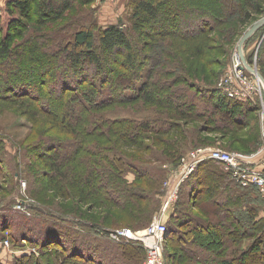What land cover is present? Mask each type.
<instances>
[{"label":"rangeland","instance_id":"obj_1","mask_svg":"<svg viewBox=\"0 0 264 264\" xmlns=\"http://www.w3.org/2000/svg\"><path fill=\"white\" fill-rule=\"evenodd\" d=\"M8 1L0 0V11L1 14L3 13V19H0V37L2 34L14 36L20 30V34H16L13 40L15 48L17 45L23 47L32 44V39L42 41L43 36L60 29L58 34L54 35V39L70 41L79 28H87L93 22L96 23L94 27L97 29L98 26L100 30L113 24L124 23L131 26L134 20L132 5L136 0H74V7L70 8L63 18L53 22L48 21L43 25L41 21H38L36 7H34L35 10L30 19L22 18L25 24L22 30H16L10 25L12 20L16 19H11L5 12ZM153 1L158 3L160 0ZM222 2L225 0H170V3L161 7L160 17L153 20L151 26L143 28V32L150 34L138 35L134 38V40L144 41L141 43L144 54L150 53L155 58L159 56V59L167 60L169 62L167 65L173 69L172 72L179 70L175 76H171L172 78L183 75L182 78L185 80V77H188L186 78L188 81L185 80L186 83H178L175 87H186L183 94L177 95L184 96L182 103L189 106L188 115L181 116L178 114L181 111H177L176 117L174 116L176 110L168 103L159 105L143 99L136 102L114 103L101 110V113L106 114L105 117L111 121L137 119L136 121L141 123L152 119L150 123L154 124L156 132L143 131L142 138L135 142L129 141L132 134L129 136L106 134L104 137L81 135L80 138L83 140L80 142L73 137L84 125L72 127L74 133L70 132L69 125L63 123L58 117L59 110L62 109L63 114L66 109L61 105L60 108L54 106L47 100V98L60 99V95L65 93L70 96L68 92L74 90L73 82L80 80L63 60L62 55L60 57L63 59H59L58 69L53 71L47 66L37 64L17 65L9 62L5 66H0V74H2L0 75L2 79L0 82V149H2L0 161L3 160L4 166V169L0 170V223L10 222V228L0 229V253L7 255L6 257L13 256L4 261L6 264H15V259L21 258L20 252H27L28 256L40 257L38 248L31 245L34 241L22 240L23 244L21 242L16 244L15 238L20 235L18 233H25L32 238L31 240L35 237L39 238L40 243L46 240L45 244L49 246L51 242L48 243V240L51 236L48 237V233H45L46 228L54 232L53 234L61 236L66 246L72 243L77 244L78 250L94 251L100 255L104 264H133L135 261L124 252L125 245L129 242L121 238L113 239L108 236L110 231L128 229L142 233L156 216H160L168 225L172 216H175L180 202H182L179 206L181 215L179 214L178 217L186 218L185 222H182L185 226L182 227L183 230H180L181 236L177 235L170 241L173 243V246L169 244L171 248L167 239L165 245L169 259L168 254L165 255V253V264H218L219 257H222L227 249H229V256L237 258L234 249L238 251L248 249L253 245L254 240L259 239L256 237L257 234L260 231L264 232V198L260 193L250 192L249 199L253 197L251 202L253 208L250 213L245 211L247 213L245 218L251 220L254 217L257 227H254L253 222H247L240 231L234 232L236 235L233 238L237 240L229 241L226 231L223 230V223L217 218L218 211L226 215L225 211L228 208L226 206L220 208L215 204V200L211 199L213 196L210 193V186L220 182H231L227 173L231 174V172L225 166L222 170L221 165L210 159L198 165L201 167H199L201 173L196 176L198 177L196 180H199L197 188L200 192L195 196L192 195L195 201H189L186 189L182 188L187 183H191L189 180L194 175L193 173L184 180V158L196 149L220 148L229 152H243L242 154L250 156L261 148L264 150V23L242 48L246 63L262 76L263 79H261L245 67L239 54V42L251 26L249 24L240 27L241 22L237 19L235 3H238V6L242 1L231 0V5L227 8L230 15L226 21H222L218 16ZM174 7L181 14L192 16L194 23L205 21L214 26L212 29L209 28V38L204 35L207 39L204 40L207 41L206 44L195 42L196 39L194 42H189L176 36V34L193 30L194 23L177 16L173 17ZM210 13L214 14L216 19L220 18L221 22L215 25ZM221 13L225 14L222 11ZM168 18H173L175 24H171ZM261 19H264V14L259 16L257 21ZM81 23H83L82 26ZM2 25H4L3 29ZM172 25H176L173 27L176 30L167 32L170 34L168 42L162 46L158 38L159 33L162 32L160 30L167 31ZM237 29L238 32H236ZM203 30L204 28L201 27V31ZM182 41L186 42L185 46ZM46 47L39 53L48 54ZM164 48L168 49L163 51ZM196 48L201 50L202 56L197 53L193 55ZM114 57L119 55L116 54ZM119 59H122L121 55ZM239 65L244 67L241 77L237 74ZM123 67L113 62L108 70L123 69ZM81 71L87 75V85L90 87L101 86L108 76L109 79L115 76L108 74L102 76L100 80L99 76L94 75L88 67L84 66ZM45 77L50 79L42 86L45 82L39 81ZM66 77L70 83L60 84L61 79ZM8 78L12 82H7ZM123 82L127 83L125 80ZM207 88L212 92H207ZM42 89L45 91H41ZM157 90L158 87H154L152 92ZM172 90L168 89L169 93ZM229 91L238 92V94H234L236 97L232 98L228 96ZM19 97L34 102L35 107L42 112H35L34 110L37 109L31 108L22 100L5 99ZM87 100L92 103L91 100ZM240 103L245 106L231 105ZM68 105H75L78 109V106L72 102ZM234 107L237 110H229ZM166 122L171 126H168ZM227 125L231 128L226 127ZM121 127L124 129L129 126L125 123ZM101 129L107 130L104 126ZM67 140L77 144L73 157L75 163L72 167L81 174L84 167L83 159L99 160L91 157L101 158L103 154H110L111 162L104 157L103 159L108 161L101 162L105 169H109V180L101 177L103 184L107 183L104 187L109 197L104 194L100 201L99 197L98 200L87 198L81 195L79 190L71 189L70 185H68L71 191V195L69 191V198L63 199L64 196L54 192L52 185L54 171L50 156L56 152L52 147L60 144L59 141ZM82 145L89 147L90 150L82 151ZM117 154L119 157H116ZM119 166L124 172H120ZM219 170L223 172L222 176L217 178L215 172L220 173ZM211 175L214 176L210 177ZM181 181L182 184L178 187ZM120 193L124 195L123 200L118 196ZM212 193L214 195L215 189H212ZM217 195L224 197L221 202L224 203L227 200L225 192L218 190ZM257 196L261 198V201ZM22 200L27 201L28 205L19 206ZM168 205H170L169 208ZM78 220L99 225L107 236L102 239L97 231L98 226L86 228L78 225ZM188 220H192L191 224L186 222ZM194 221L197 222L194 223ZM180 225L174 228L179 229ZM52 226L58 228L54 229ZM248 229L251 233H248ZM196 230L203 236L196 235L195 232H198ZM72 231L80 232L89 239L82 240L75 237ZM218 234L226 235V238L224 237L226 239L224 243L228 245L226 249L225 246L219 245L221 236L217 237ZM55 236L54 239L57 238V235ZM212 238H215V243L211 241ZM255 243L257 245L254 244L251 249H258L264 257V245L261 244L260 247L259 242ZM140 245L145 250L140 264H149L144 244L140 242ZM33 262L35 259L32 260ZM240 262L264 264V258L259 260L251 251Z\"/></svg>","mask_w":264,"mask_h":264},{"label":"trees","instance_id":"obj_2","mask_svg":"<svg viewBox=\"0 0 264 264\" xmlns=\"http://www.w3.org/2000/svg\"><path fill=\"white\" fill-rule=\"evenodd\" d=\"M73 1L74 0H9L5 6V12L9 15L11 19H16V20H12L10 25L14 27L16 30L17 29L19 30L25 26L22 18L25 17L26 19H30L31 15L33 14V11L35 10L34 7H36V14L38 17V21H41V25H43V24H47L48 21L53 22L63 18L67 14V11L70 8L74 7ZM241 1L242 3L238 6H237L238 3L237 4L235 3L238 14L237 19L241 22L239 23L240 27L241 26L244 27L249 24H251L252 26L256 23L259 16H263L264 14V0H241ZM166 3H170V0H160L158 3H155V1L153 0H136L132 5L133 6L132 17L134 20L131 26H128L124 23L118 25L113 24L108 27L102 28L100 30L98 26L97 29L94 27L96 23L93 22L87 28H79V30H77L76 33L74 34L73 39L70 41L68 39L67 40L54 39V35H57L58 32L61 30L60 29L55 32H51L50 34H46L45 36H43V38H41L42 41L32 39L31 40L33 42L32 44H27L23 47L22 45H17L14 48L13 40L16 34L17 35L20 34V30L17 31L14 36L12 34H9V36H7L6 34L5 35L2 34V37H0V66L2 65L5 66V64L7 65L9 62L17 65L37 64V65L47 66L51 71H53L58 69L57 66H59V59H63L60 57L62 55L64 57L63 60H65L66 63H68L72 72L77 76V78H80V80L76 81L75 83L73 82L74 90L68 92L70 93V96H68L65 93L63 95L62 94L60 95V99L47 98V100L51 101V103L54 106L60 108L61 105L66 109L63 114H62V109L59 110L60 116L58 117L62 119L63 123L69 125L70 132L74 133L72 127L75 126L78 127L84 125L82 129H79L81 131L74 134L73 137H76L77 140L80 142L83 140L80 138L81 135L85 137L88 135L104 137L106 134L107 135L121 134L122 136H126V135L129 136V134H132V136L130 135L131 138H129V141H133V142L138 141L139 139L142 138L143 131L156 132V130H154V124L152 125L150 123L152 119H147L145 121H142L141 123H139V121H136L137 119H130V120L117 119L119 121H111L110 119H107L105 117L106 114L101 113V110H103L106 107L112 106V104L114 103L136 102L138 100L143 99L146 102L154 103V104L158 103L159 105L161 103L162 104L168 103L171 107H173L176 110V113H174L175 117L178 113L177 111H181L180 113H178L181 116H185L189 114L188 112L189 106L187 104L185 105L182 103V98L184 96L177 95V94H183V91L185 90L186 87H180V86L175 87L177 86L178 83H186V81H188V79L186 78L188 77H185L186 81L183 80L182 78L183 75L182 76L177 75V78L175 79L172 78L171 76H175L179 70L177 69L176 72H172L173 69L167 65V63H169L167 60L159 59V56L155 58L153 57L154 55L150 53L144 54L142 48L143 46H141L142 45L141 43H143L144 41L141 42L139 40H134V38H137L138 35L150 34L143 32V28H145L146 26H151L150 25L151 22L160 17L161 7L165 6ZM175 3L177 6V1ZM229 5H231V0H225V2H222V4L219 7L218 16L222 19V21H226L229 19L228 15L230 14L227 12V8ZM175 9L176 8L174 7V10L172 12L173 17L177 16L178 18L180 17L183 20H187L191 23L195 22L192 16H189L184 13L183 15L179 11H176ZM220 10L225 14L223 15ZM2 14L0 11V19H3ZM210 15H212L211 19L213 20V23H215V25L221 22V19L220 18L216 19L214 14L210 13ZM168 19L170 20L171 24H175L173 18H168ZM82 25L83 23H81V26ZM192 25L194 26L193 30L185 31L182 34H176V36L178 38L187 40L189 42H194V40L196 39L195 42L199 41L200 43L203 42L204 44H206L207 41H204L207 40L205 39V36L208 38L210 37L208 31L212 29L214 26H212L211 24L205 21L204 23H199L198 21ZM173 27H176V25H172L171 29H168L167 31L160 30L162 32L159 33L158 38H160V42L162 46L166 45V43L168 42V38L170 34H167V32L169 30L171 31L176 30ZM201 27L204 28L203 31H201ZM1 28L3 29L4 25H2ZM259 29L260 27L258 28V30ZM236 32H238V29L236 30ZM182 42H184L183 45L185 46L186 42L185 41ZM45 47H46V51H48L49 53L40 54L39 52L43 50V48ZM167 49L168 48L166 49L164 48L163 51H166ZM200 51L201 50H198V48H196L195 51L193 52V55L195 56L197 53L202 56ZM116 54L119 55V57L121 55L122 59L120 60L119 57H114ZM113 62H115L118 65H123L124 66L123 69L115 68L112 71H109L108 67L110 68V64ZM84 66L92 70L91 72L94 73V75L99 76L100 80L102 76L104 77L107 76L108 74H113V76L114 75L115 76L110 79L109 76L107 78L105 77L106 79L105 81H103V84L101 83V86L90 87L87 85L88 83L87 75H85L81 71V69H83ZM48 79L50 78L45 77L43 78L42 81L41 80L38 81L45 82L44 84L41 83L42 86H44L46 83H48ZM124 80L127 81L126 84H124L123 82ZM1 81L2 79L0 77V82ZM6 81L10 82L11 79L8 78ZM63 82L70 83L67 77L65 79H61L60 84H63ZM106 83H107V87H105ZM190 83L192 84L193 82ZM20 86H24V85L20 84ZM154 87H158V90L152 92ZM168 89H171L172 91L169 93ZM5 90L8 89L5 88ZM41 91L44 92L45 90L42 89ZM207 92H212V91L207 88ZM24 93L22 94L24 95ZM5 99H10L13 101L22 100L23 103L25 104L28 103L31 106V108L34 107L35 109H37L34 110L35 112L37 113L42 112L40 109L35 107L34 102L27 100L26 98L19 97V98H5ZM87 99L91 100L92 103H90ZM69 102L70 103L72 102V104H76L78 106V109L75 107V105L69 106L68 105ZM231 105L232 106L239 105L242 107L245 106L244 104L241 103L231 104ZM229 110L234 111L237 110V108L234 107L233 109H229ZM238 111L240 112V110ZM125 123H128L129 127L123 129L121 126L124 125ZM166 123L168 126H171L168 122ZM102 126H104L107 130H102L101 129ZM226 127H230V126L227 125ZM57 135L60 136L59 134ZM59 142L60 144H56L54 147H52V149L56 153L50 156V159L52 160L51 166L54 171L52 178V182H53L52 185L54 186V192L56 191V193H58L60 196H64L63 199L69 198L70 188L68 187V185H70L71 189L79 190L80 194L87 198L98 200L99 197L100 198L99 201H100L104 194H106V197H109L107 196V192L105 191V187H104V184L107 183L105 182L103 184V181L101 179V177H105L107 178V180H109V171H108L109 169L107 168L105 169L104 166H102L101 162H107L108 160L109 162H111L110 154L108 155L103 154L104 156H102L101 158L97 156L91 157L99 160L83 159L84 167H83V172L81 174L78 171H76L74 167H72L75 163L73 157L75 156V149H77L76 148L77 144L74 141H69V140L59 141ZM82 148H83L82 151H86V149L88 151L90 150L89 147H86L85 145H82ZM1 151L2 149H0V157H1ZM118 155L119 154H117L116 157H119ZM103 157L107 158L108 160L103 159ZM116 161L119 162V160L117 159ZM2 162L3 160L0 161V170L4 169ZM216 164L221 165L223 170L224 165L222 163L216 162ZM218 165L216 166L218 167ZM199 167H197L193 177H191V179L189 180L191 181V183H187L186 185H184V187H182L183 189H186L185 191L188 194L189 201L191 200L195 201L193 200L192 195L195 196L200 192L199 189L197 188L198 187L197 184H199L198 183L199 180H196L198 178L196 176L199 175V173H201V169H200L201 167L200 168ZM119 168L121 173L124 172L121 166H119ZM219 171L220 173L215 172L217 178L222 176L223 171L221 170ZM227 173L231 182L226 181L227 183L220 182L211 185L210 193L211 196H213L211 199L215 200L216 205H219L220 208H223L225 206L228 208L227 211H225L226 215L218 211L217 218L221 223H223L224 226L223 230L226 231L225 234L227 235L225 236L229 239V241H231V240H237L235 237L233 238V236L236 235L234 232L240 231V228H242L243 225H246L247 222H253L254 227L255 228L257 227L256 226L257 221L255 220L254 217L251 220L245 218V216L247 215L245 211L247 210L250 213L253 208V205L251 204V202L253 201V197L249 199L250 192L253 193L255 191L259 194V191L257 190L256 187L253 186L248 188L241 187L232 178L231 174H229V172ZM212 176L214 175H211L210 177ZM66 181H68V183H65ZM212 189L213 190L215 189L214 195L212 193ZM218 190L223 193L225 192L227 194V196L225 197L227 200L225 201L223 200L224 203L226 204L221 202V199L224 197L221 198L219 197V195H217ZM70 195H71V191H70ZM118 196L121 200H123L124 198L123 193L118 194ZM110 199L112 198L110 197ZM258 199H260L261 201L260 197H258ZM181 204L182 202H180V205H178L177 209L174 208V210L176 209L175 212L176 217L172 216L171 220L168 222L169 234L167 236L168 239L167 243L168 245L170 244L171 246H173V243H170V241L174 240V238H176L175 236L177 235L181 236L180 234H182L181 233L182 231L180 230H183L182 227L185 226L182 222H185L186 218L183 219L182 216L178 217L179 214L181 215V212L179 211L180 210L179 206H181ZM233 209H236V211H233ZM175 218L178 219L175 220ZM228 218H230V220ZM59 220L65 221L64 219L61 218H59ZM190 221L192 220H188L186 222L190 223ZM78 222H79L78 225H82L83 227L86 228H90V227L95 228V226H98L97 231L99 236H102L101 237L102 239L103 237L107 236L106 232L100 229L101 227L97 224L90 223L89 221L86 220H78ZM175 222L177 224H174ZM195 222L197 221H194V223ZM226 222H228V224ZM40 224H42V222H40ZM178 225H180L179 229H175L174 227H178ZM8 228H10L9 221L0 223V229L6 230ZM249 230L250 229H248V233H251ZM44 231L45 233H48V237L51 236L48 240V243L51 242L49 246H46L45 244L46 240H44L42 243L38 242L39 240L38 237H35L33 240H31L32 238L29 237L28 234L27 235L25 233H18L20 235L16 234L18 235L17 238H15L17 241L16 244H19L22 240H28L29 242L34 241L31 243V245L38 248L40 252L38 254L40 255V257L36 258L34 257V255L32 256L26 255L21 258H16L14 262L15 264H33V263L35 264H104V261L102 260L100 255H97L94 251L90 250L88 252L85 249H84L85 251L83 249L78 250L76 247L77 244L73 245L72 243H69L70 245L66 246L61 236H58V234H53L54 232H52L49 228L44 229ZM195 233H197L196 235L200 237L203 236L201 235L202 233L200 231ZM243 233H245V231H243ZM72 234H74L75 237L81 238L82 240L89 239V237L80 234V232L72 231ZM55 235H57L56 239H54V237H56ZM220 236L221 235L218 234L217 237ZM225 236L222 235L220 237L221 240L219 241L220 242L219 245L221 247L225 246L226 249V246L228 245L225 244L226 243ZM256 237H259V239L257 238L256 240H254L253 245L254 244L257 245V243L255 242H259L260 247L261 244L264 245V232L260 231ZM212 239L213 240L211 241L215 243V238ZM170 245L169 248H171ZM252 246L248 249L246 248L239 251L238 249H234V253H237V258L236 256H234L233 258L232 256H229L228 255L229 249H227V252L225 251L222 257H219L218 264H242L240 261L244 260V258L251 251H253V253L259 260L263 259L264 257L261 255L259 250L256 248L252 250L251 249ZM124 250L126 255L131 257V260L133 259L135 261L133 264H140V261L143 257L142 256L143 252H145V250L140 245L139 242L127 243L125 245ZM167 254L168 253H166L165 255ZM34 259L35 262L32 263V260L34 261ZM99 259L100 261L98 262ZM168 259H169V254H168ZM235 259H237V261H235ZM249 263L253 264L252 262Z\"/></svg>","mask_w":264,"mask_h":264},{"label":"built area","instance_id":"obj_3","mask_svg":"<svg viewBox=\"0 0 264 264\" xmlns=\"http://www.w3.org/2000/svg\"><path fill=\"white\" fill-rule=\"evenodd\" d=\"M238 76L243 73V66H238ZM234 94L238 92L229 91V97H236ZM254 155H244L238 152H229L220 148H199L184 158V180L188 179L206 159L214 160L222 163L230 172L232 178L244 188L256 187L261 196L264 198V173L251 167L249 161ZM182 184L179 183L178 187ZM176 190L174 189V192ZM19 206H27V201H21ZM170 205H168L169 208ZM169 229L167 223L160 216H156L153 222L144 232H132L128 229L120 231H110L108 236L113 239H124L128 242H141L146 249L147 262L149 264H165L164 254L166 253L167 236Z\"/></svg>","mask_w":264,"mask_h":264},{"label":"crops","instance_id":"obj_4","mask_svg":"<svg viewBox=\"0 0 264 264\" xmlns=\"http://www.w3.org/2000/svg\"><path fill=\"white\" fill-rule=\"evenodd\" d=\"M253 155H254L253 158L250 159V161H249L251 167L255 168L256 170H258L262 173H264V150L261 148L257 152H255V154H253ZM20 253H21L20 254L21 257L28 255L27 252H20ZM15 254H17V253H15ZM6 256L7 255H3L0 253V264H6L4 261H6V259L13 257L12 255H9V257H6Z\"/></svg>","mask_w":264,"mask_h":264},{"label":"water","instance_id":"obj_5","mask_svg":"<svg viewBox=\"0 0 264 264\" xmlns=\"http://www.w3.org/2000/svg\"><path fill=\"white\" fill-rule=\"evenodd\" d=\"M264 23V19H261V20H259V21H257L254 25H252L251 27H250V29L243 35V37H242V39L240 40V42H239V54H240V57H241V59L244 61V65H245V67L247 68V69H249L251 72H254V73H256L261 79H263L262 78V76L255 70V69H253V68H251L247 63H246V61H245V58H244V55H243V52H242V48H243V45H244V43L248 40V39H250L252 36H253V34L258 30V28L260 27V25L261 24H263ZM244 68V67H243ZM242 68V69H243Z\"/></svg>","mask_w":264,"mask_h":264}]
</instances>
